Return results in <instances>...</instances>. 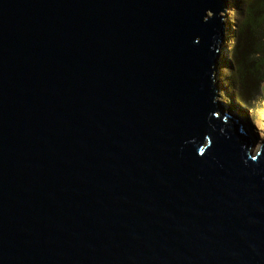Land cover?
<instances>
[{
	"label": "water",
	"instance_id": "95a60500",
	"mask_svg": "<svg viewBox=\"0 0 264 264\" xmlns=\"http://www.w3.org/2000/svg\"><path fill=\"white\" fill-rule=\"evenodd\" d=\"M227 7L0 0V264H264Z\"/></svg>",
	"mask_w": 264,
	"mask_h": 264
},
{
	"label": "trees",
	"instance_id": "16d2710c",
	"mask_svg": "<svg viewBox=\"0 0 264 264\" xmlns=\"http://www.w3.org/2000/svg\"><path fill=\"white\" fill-rule=\"evenodd\" d=\"M240 1L226 80L229 97L250 109L264 98V0Z\"/></svg>",
	"mask_w": 264,
	"mask_h": 264
},
{
	"label": "rangeland",
	"instance_id": "374dc122",
	"mask_svg": "<svg viewBox=\"0 0 264 264\" xmlns=\"http://www.w3.org/2000/svg\"><path fill=\"white\" fill-rule=\"evenodd\" d=\"M227 19L226 22L228 24L227 30L228 33L226 35V41L222 47V52H224L220 59L219 66V80H221V100L226 104V110L237 117H240L246 128L251 131V136H255L258 138V144L261 141H264V98L262 103L256 105L254 108H246L239 106L234 102L232 98L229 97V86L226 80V76L228 74V66L231 64V46L233 41L234 30L236 29L235 23L238 21L239 13L241 12L240 0H227ZM235 18V20H234ZM225 90V93L223 92ZM227 93V94H226ZM264 96V92H263ZM245 112V113H244ZM243 113L247 116H243ZM257 125H261L262 129H258ZM259 145H257L256 149ZM255 149V151H256Z\"/></svg>",
	"mask_w": 264,
	"mask_h": 264
},
{
	"label": "bare ground",
	"instance_id": "6f19581e",
	"mask_svg": "<svg viewBox=\"0 0 264 264\" xmlns=\"http://www.w3.org/2000/svg\"><path fill=\"white\" fill-rule=\"evenodd\" d=\"M227 33H228V30L226 31V35H227ZM223 53H224V52H222V54H223ZM244 113H245V112H244ZM244 113H243L242 117H243V116H244V117L247 116V114L245 115ZM257 128H258V129H262L261 125H257Z\"/></svg>",
	"mask_w": 264,
	"mask_h": 264
}]
</instances>
